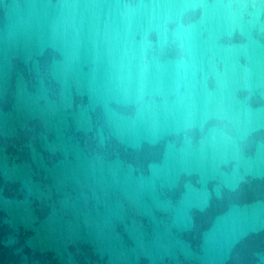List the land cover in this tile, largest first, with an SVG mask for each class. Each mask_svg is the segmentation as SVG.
<instances>
[{"label": "water", "instance_id": "95a60500", "mask_svg": "<svg viewBox=\"0 0 264 264\" xmlns=\"http://www.w3.org/2000/svg\"><path fill=\"white\" fill-rule=\"evenodd\" d=\"M0 264H264V0H0Z\"/></svg>", "mask_w": 264, "mask_h": 264}]
</instances>
